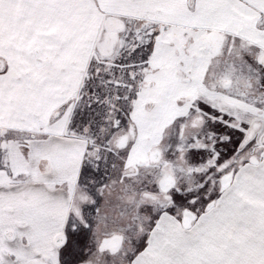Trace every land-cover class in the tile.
Wrapping results in <instances>:
<instances>
[{"label":"snow or ice","instance_id":"snow-or-ice-1","mask_svg":"<svg viewBox=\"0 0 264 264\" xmlns=\"http://www.w3.org/2000/svg\"><path fill=\"white\" fill-rule=\"evenodd\" d=\"M0 264H264V0H0Z\"/></svg>","mask_w":264,"mask_h":264}]
</instances>
